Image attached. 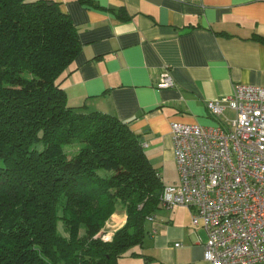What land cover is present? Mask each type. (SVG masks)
Returning a JSON list of instances; mask_svg holds the SVG:
<instances>
[{"label":"trees","instance_id":"16d2710c","mask_svg":"<svg viewBox=\"0 0 264 264\" xmlns=\"http://www.w3.org/2000/svg\"><path fill=\"white\" fill-rule=\"evenodd\" d=\"M82 46L56 0H0V264H117L161 206L166 184L143 135L68 103ZM119 204L127 220L106 240Z\"/></svg>","mask_w":264,"mask_h":264},{"label":"crops","instance_id":"0c3cea01","mask_svg":"<svg viewBox=\"0 0 264 264\" xmlns=\"http://www.w3.org/2000/svg\"><path fill=\"white\" fill-rule=\"evenodd\" d=\"M56 1L83 45L63 81L69 105L130 121L166 185L179 181L172 122L217 124L225 118L208 110L210 100L238 84L264 85V0H94L99 8ZM165 72L174 87L158 86ZM115 214L104 228L113 233L127 220L126 209ZM152 214L143 244L130 250L137 254L117 264H211L207 232L192 224L191 207Z\"/></svg>","mask_w":264,"mask_h":264},{"label":"built area","instance_id":"2783aa9c","mask_svg":"<svg viewBox=\"0 0 264 264\" xmlns=\"http://www.w3.org/2000/svg\"><path fill=\"white\" fill-rule=\"evenodd\" d=\"M175 85L169 72L158 83ZM207 107L225 120L172 122L179 181L165 185L160 205L193 209L192 224L208 235L204 258L211 264L264 263V85L238 84L232 95L210 100ZM226 108L234 119L224 114ZM112 236L103 230L104 239Z\"/></svg>","mask_w":264,"mask_h":264},{"label":"rangeland","instance_id":"374dc122","mask_svg":"<svg viewBox=\"0 0 264 264\" xmlns=\"http://www.w3.org/2000/svg\"><path fill=\"white\" fill-rule=\"evenodd\" d=\"M227 113L229 114V116H230L231 119H234L235 118V113H234V111L232 109H228L227 110ZM2 164H3V160L0 157V165H2ZM122 208L125 209V207L122 204H119L117 206V210H116V214L115 215H117V214L120 215V213H122ZM59 228H60V231L62 233H65L66 232V230L64 228V224L62 222H60Z\"/></svg>","mask_w":264,"mask_h":264},{"label":"bare ground","instance_id":"6f19581e","mask_svg":"<svg viewBox=\"0 0 264 264\" xmlns=\"http://www.w3.org/2000/svg\"><path fill=\"white\" fill-rule=\"evenodd\" d=\"M209 110V109H208ZM209 112V111H208ZM235 113V112H234ZM221 116V115H220ZM164 190V189H163ZM162 194H163V192H162ZM178 206V205H177ZM192 213V212H191ZM103 238V237H102Z\"/></svg>","mask_w":264,"mask_h":264}]
</instances>
